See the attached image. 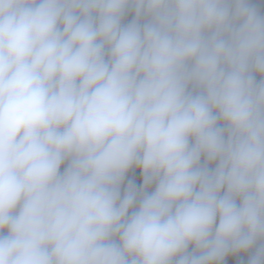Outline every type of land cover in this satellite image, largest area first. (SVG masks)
<instances>
[{
    "label": "clouds",
    "instance_id": "obj_1",
    "mask_svg": "<svg viewBox=\"0 0 264 264\" xmlns=\"http://www.w3.org/2000/svg\"><path fill=\"white\" fill-rule=\"evenodd\" d=\"M249 252L264 264V12L0 0V264Z\"/></svg>",
    "mask_w": 264,
    "mask_h": 264
},
{
    "label": "crops",
    "instance_id": "obj_2",
    "mask_svg": "<svg viewBox=\"0 0 264 264\" xmlns=\"http://www.w3.org/2000/svg\"><path fill=\"white\" fill-rule=\"evenodd\" d=\"M252 2L255 3L260 8V10L262 12H264V0H252ZM131 19H132V16L129 15L128 17H126L125 22H128ZM257 79H259V77H257ZM62 170H63V168H62ZM135 170L138 172L137 174L140 175L139 170L138 169H135ZM132 173H134V169L129 172V174H132ZM154 187L155 186L153 185L151 188H149V191L154 190ZM251 254H252L251 252L243 253V254H236V255L230 254L228 257H225L223 264H232L233 257H239L242 261L241 264H247L248 258L250 257Z\"/></svg>",
    "mask_w": 264,
    "mask_h": 264
},
{
    "label": "trees",
    "instance_id": "obj_3",
    "mask_svg": "<svg viewBox=\"0 0 264 264\" xmlns=\"http://www.w3.org/2000/svg\"><path fill=\"white\" fill-rule=\"evenodd\" d=\"M134 174H135V172L132 173V174H128V175L126 176V178H125V183H124V185H123L124 188H126L127 183H128L129 181H132V182H134V183H136V184L142 183V177H141V175H139L138 178H135V177H134Z\"/></svg>",
    "mask_w": 264,
    "mask_h": 264
},
{
    "label": "built area",
    "instance_id": "obj_4",
    "mask_svg": "<svg viewBox=\"0 0 264 264\" xmlns=\"http://www.w3.org/2000/svg\"><path fill=\"white\" fill-rule=\"evenodd\" d=\"M241 259L239 257H233L232 264H241Z\"/></svg>",
    "mask_w": 264,
    "mask_h": 264
},
{
    "label": "water",
    "instance_id": "obj_5",
    "mask_svg": "<svg viewBox=\"0 0 264 264\" xmlns=\"http://www.w3.org/2000/svg\"><path fill=\"white\" fill-rule=\"evenodd\" d=\"M134 177L135 178H138L139 177V174L135 173L134 174ZM138 185H142V183H139ZM121 191H122V194H123V191H124V186L123 185H122Z\"/></svg>",
    "mask_w": 264,
    "mask_h": 264
},
{
    "label": "rangeland",
    "instance_id": "obj_6",
    "mask_svg": "<svg viewBox=\"0 0 264 264\" xmlns=\"http://www.w3.org/2000/svg\"><path fill=\"white\" fill-rule=\"evenodd\" d=\"M134 172H135V173H138L135 169H134Z\"/></svg>",
    "mask_w": 264,
    "mask_h": 264
}]
</instances>
